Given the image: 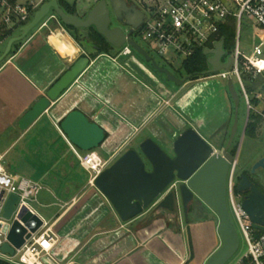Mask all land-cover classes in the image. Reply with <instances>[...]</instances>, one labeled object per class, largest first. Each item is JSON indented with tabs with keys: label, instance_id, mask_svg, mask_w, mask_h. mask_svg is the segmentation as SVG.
I'll return each mask as SVG.
<instances>
[{
	"label": "crops",
	"instance_id": "crops-1",
	"mask_svg": "<svg viewBox=\"0 0 264 264\" xmlns=\"http://www.w3.org/2000/svg\"><path fill=\"white\" fill-rule=\"evenodd\" d=\"M73 6L84 17L94 4L85 10ZM14 34L0 38V55ZM85 54L91 61L83 73L22 129L24 115ZM142 58L119 49L86 50L69 30L50 20L14 43L0 62V153L10 173L43 186L34 207L54 222L59 237L45 264H206L222 245L220 219L201 201L188 212L182 207L173 212L157 202L122 220L108 197L90 185L71 144L87 150L60 127L74 111L97 124L104 138L89 150L97 151L108 167L129 149L140 151L147 139L174 157L176 140L189 128L221 153L235 119L229 80L184 75L178 84Z\"/></svg>",
	"mask_w": 264,
	"mask_h": 264
},
{
	"label": "water",
	"instance_id": "water-1",
	"mask_svg": "<svg viewBox=\"0 0 264 264\" xmlns=\"http://www.w3.org/2000/svg\"><path fill=\"white\" fill-rule=\"evenodd\" d=\"M52 8L65 25L76 28L93 27L117 49L129 42L147 60H152L154 66L167 74L169 79L178 84L184 82L168 68L160 66L146 49L132 39L134 30L144 21L145 12L136 3L130 4L127 0H100L85 18L78 14H69L58 0H52L36 12L34 19L22 29V34L9 39L4 53L0 55V62L10 53L13 44L23 40ZM113 19L129 26V33L120 25L112 26ZM205 53L208 54L210 51L206 50ZM214 54V57L209 58L213 72L230 67L231 58L227 63L221 61L225 54L223 42L217 45ZM90 61L89 55L81 56L24 115L20 120V127L27 129L34 123L51 106L52 101L57 100L83 73ZM228 87L235 104V121L221 153L194 128H189L176 140L174 157L154 140L147 139L141 143L140 151L137 149L126 151L105 169L96 181L98 189L108 197L124 221L135 218L157 202H160L159 207H165L173 212L180 210L181 207L188 212L189 208L199 201L210 207L220 219L218 231L222 245L206 264H226L240 247V237L227 204V180L235 161L232 150L239 130L241 96L232 79L229 80ZM259 88L264 93V79ZM60 127L74 144L84 150L95 148L104 138L103 130L79 111L71 112L61 122ZM148 163L152 166L151 170L148 169ZM260 169L264 171V155L253 164L251 173L256 174ZM237 190L240 193H248L242 206L250 215L254 226L264 230V192L246 174L241 175ZM17 200L16 195H10L5 207L6 217L11 216ZM41 224V220L37 219L36 226L30 224L28 226L31 231H36ZM30 236L25 227L15 222L8 235V242L2 246V251L14 255L16 249H19Z\"/></svg>",
	"mask_w": 264,
	"mask_h": 264
},
{
	"label": "built area",
	"instance_id": "built-area-1",
	"mask_svg": "<svg viewBox=\"0 0 264 264\" xmlns=\"http://www.w3.org/2000/svg\"><path fill=\"white\" fill-rule=\"evenodd\" d=\"M50 1L52 0H0V29L9 32L10 35L17 30L22 32V29L33 20L36 12ZM136 4L144 10L145 18L141 26L134 30L132 39L136 40L134 35L143 37L149 47L169 63H173L175 58H182L184 63L198 51L205 53L206 50L210 51L208 54L205 53L207 58L208 56L212 58L215 56L217 45L223 42L225 54L221 61L227 63L231 58L230 67L213 72V66L208 58V65L212 69H208L205 76L225 80H233V76H236L248 113L254 108L243 75L256 77L264 74V58L262 57L264 39L254 46L253 54L248 56L240 49V38L245 20H249L256 29L264 30V0H140V3L136 1ZM50 20L63 25L53 8L39 25L46 26ZM230 20L235 23V42L232 48L233 54L228 59H224L227 50L221 29ZM129 31L130 29L126 30L127 33ZM118 49L120 54L128 55L133 52L134 47L127 42ZM260 97L261 94L257 92L255 99L258 100ZM247 122L248 117L246 124ZM71 147L89 173L90 185L96 186L97 178L108 168L107 161L95 150L80 152L73 144ZM237 180L235 156L228 174L227 199L232 205L248 245L247 251L235 264H264V230L254 226L250 215L243 208L242 203L245 197L244 193L237 190ZM42 189L40 182L10 173L5 167V155L0 153V258L13 264H45L44 257L59 242L54 222L44 219L33 206ZM12 194L16 195L18 200L11 216L6 217L5 207ZM37 219H40L42 224L36 231H31L28 224L36 226ZM15 222L25 227L31 236L26 238L19 249H16L14 255H11L4 253L2 246L8 242V235Z\"/></svg>",
	"mask_w": 264,
	"mask_h": 264
},
{
	"label": "rangeland",
	"instance_id": "rangeland-1",
	"mask_svg": "<svg viewBox=\"0 0 264 264\" xmlns=\"http://www.w3.org/2000/svg\"><path fill=\"white\" fill-rule=\"evenodd\" d=\"M65 1L71 5L76 4L78 8L85 10L88 7L92 6L93 4L94 5L97 4L100 0H65ZM137 2L140 3V0H137ZM118 25H120L125 31L130 29L129 26L122 25L120 24V22L113 19L112 26H118ZM90 31L91 30L83 29V30H80L78 34H79L80 43L82 44V46L86 50L94 51L92 47L94 40L92 39V36H90L89 34ZM21 33H22L21 30H17L14 35H19ZM134 38L137 40V42H139V44H141L143 47H145L149 51L150 55L155 61L166 66L178 78H181L185 75L183 71V67H182L183 66L182 58H175L173 63H169L162 56H160L156 51L151 49L147 41L143 37L134 35ZM263 39H264V30L256 29L254 26L250 24L249 20H245L243 22L241 38H240V49L242 53L248 56L252 55L254 46L258 44L259 42H261ZM133 52L142 58V55H140L135 49H133ZM232 54H233V49H230V50L227 49L224 59H228ZM262 57L264 58V54ZM208 67H209V70L212 69L211 66H208ZM208 78H212V77H208ZM260 79L261 81L264 79V74L259 75L257 77H253L251 75H243V80L247 86V90L251 97L253 106H256V108L262 111V109H264V98L260 100L255 99V94L258 92L259 83L261 82ZM216 80L217 79H212V81H216ZM233 82L241 95V104L239 108V130H238V133L233 143V147L234 148L236 147V150L234 151V156H236L237 158V179H238L237 182H239L238 177H240L242 172L250 169L251 166H253V164L261 156L264 155V122L261 128L258 130L259 135L256 138H250L248 136L243 135V128L247 120L248 109H247V105L245 102L243 92L241 90L240 84L236 76H233ZM253 111L255 112V110ZM233 124L231 127V131L233 128ZM231 131H230V134H231ZM19 176H23V175H19ZM227 204H228V209H229L232 221L240 237V248L237 251V253L226 264H235L237 260L239 259V257L242 256L247 251L248 245L241 232L240 226L238 224V221L236 219V216L234 214V211H233V208H232V205L229 199H227ZM33 206H35V202L33 203Z\"/></svg>",
	"mask_w": 264,
	"mask_h": 264
},
{
	"label": "trees",
	"instance_id": "trees-1",
	"mask_svg": "<svg viewBox=\"0 0 264 264\" xmlns=\"http://www.w3.org/2000/svg\"><path fill=\"white\" fill-rule=\"evenodd\" d=\"M129 3L133 4L137 0H127ZM60 5L68 12L69 14H76V9L73 5H70L67 3L65 0H59ZM63 26L70 31V33L74 36V38L80 42L79 34L78 32L82 28H76L74 26L70 25H65L63 23ZM83 29H88L91 30L89 32L90 36H92L93 45L92 47L94 48L96 53H102V52H111L114 49H117L113 47L107 39L101 35L97 30L91 28H83ZM221 34L224 36L225 41V49H232L234 46L235 42V23L233 20H230V22L226 25H223L221 29ZM10 35L9 32L3 31L0 29V38H6ZM208 58L205 55L203 51H198L195 55L192 57L188 58L187 60L184 61L183 63V71L185 75L188 78H199L202 76H205L207 74V71L209 69L208 67ZM261 81V79H260ZM262 82V81H261ZM259 83V85L261 84ZM262 126V118L260 117L259 114L255 112H251L249 117H248V123L245 128V136H248L250 138H256L258 134V130ZM236 150V147L233 149V155L234 151ZM240 179V178H239ZM0 264H13L10 261L0 258Z\"/></svg>",
	"mask_w": 264,
	"mask_h": 264
},
{
	"label": "flooded vegetation",
	"instance_id": "flooded-vegetation-1",
	"mask_svg": "<svg viewBox=\"0 0 264 264\" xmlns=\"http://www.w3.org/2000/svg\"><path fill=\"white\" fill-rule=\"evenodd\" d=\"M131 4V3H130ZM86 16H84L83 18H85ZM258 92L261 94V97H260V99H263L264 98V93L261 91V90H259L258 89ZM259 99V100H260ZM253 110H255V113H257V114H259L260 115V117L262 118V124H263V122H264V109H262V111H260L258 108H256V106H254V108L248 113V115H247V117H249V115H250V113L251 112H254ZM248 123V122H247ZM247 125V124H246ZM246 128V127H245ZM244 131H245V129H244ZM259 135V132H258V134H257V136ZM233 149H234V147H233ZM232 152H233V150H232ZM251 170H252V166H251V168L250 169H248L247 171H244V172H242V174L241 175H243V174H246V175H248V177L251 179V181L258 187V188H260V190L262 191V192H264V184H263V182H264V171H262L261 169L260 170H258L257 171V173L256 174H252L251 173ZM241 175H240V177H241ZM240 177H238V178H240ZM240 180V179H239ZM248 193H244V197H246V195H247Z\"/></svg>",
	"mask_w": 264,
	"mask_h": 264
}]
</instances>
